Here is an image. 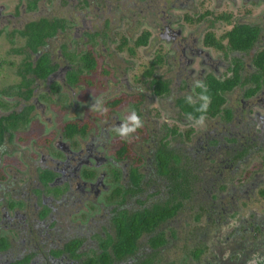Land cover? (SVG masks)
<instances>
[{
  "label": "flooded vegetation",
  "instance_id": "flooded-vegetation-1",
  "mask_svg": "<svg viewBox=\"0 0 264 264\" xmlns=\"http://www.w3.org/2000/svg\"><path fill=\"white\" fill-rule=\"evenodd\" d=\"M50 1L55 0H0V51L2 47H10L4 54L0 52V81L4 77L8 83L12 78L11 84L0 86V264H78L80 260L70 257L64 250L56 256L51 254V249H63L65 243L73 239L81 241L80 252L97 248L100 238L113 234V216L125 217L130 210L145 206L146 199L160 196L161 184L165 183V180H160L161 177L158 183L147 179L148 174L155 171L152 169L154 157L150 154L153 136L158 137L164 129L160 113L165 107L152 92L148 95L137 93V100L131 104L134 114L127 117L130 122L133 117L139 121L142 118L143 136L139 140L150 147L148 151L137 153L142 156L141 172L146 176L144 184H141L142 188L145 187L142 193L132 194L130 191L131 165H137V159L131 164V161L124 162L118 155L111 157L106 154L109 138L121 136L119 132L124 129V120L119 119V115H116V124H110V119H102L104 124L97 123L98 130L102 128V132L88 131L86 135L91 134L86 140L75 137L80 131L69 135L66 126L80 119L77 112L79 103L74 97L76 90L72 87L77 84L66 80V75L72 67L77 68L75 64L78 60H69L63 46L66 49L71 47L67 48L65 43L60 45L62 59L55 56L50 44L33 51L23 34L30 22L51 13ZM10 2H16L15 6H10ZM220 2L223 0H217V3ZM242 5L256 8L250 11L251 24L258 25L260 29L251 50L238 52L244 63L241 73L245 75L256 69L250 53L254 55L264 49V0H241L238 7ZM176 20L163 22L162 33L172 38L174 56H179L176 83L179 86L185 83L183 92L190 94L194 84L208 75L222 77L231 62L206 44L205 38H201L205 35L201 29L191 31L190 38L189 35L183 36L186 27H174ZM78 30L75 26V31ZM200 40L204 47L200 46ZM20 41L22 45L15 46ZM176 41L182 43L181 50L174 44ZM43 54L48 55L49 66H52L45 78L32 71L33 63L35 66ZM28 63L31 68L27 67ZM12 67H15L14 74L10 72L7 78V72ZM14 79L18 82L13 84ZM53 83L59 88L53 89ZM42 84L46 85L45 90L39 88ZM246 89L237 86L231 91V109L223 111V116L189 120L187 124L191 129L192 125H197L196 129L200 127L191 131V139L186 141V146L191 157L204 160L208 167L203 183L212 189L214 185L217 187L219 179L222 185V189L217 188L212 193L207 190L209 198L217 203L208 208L209 213L206 212V219L209 220L207 230L210 231L214 219L217 225L222 223L221 220L230 225L233 220L238 223L239 219L235 227V236L240 237L239 247L228 251L209 245L207 251L212 252L201 254L203 264H225L227 259L233 260L242 255L253 257L258 251L264 254V216H249L248 223L256 222L250 227L246 226L245 220H241L242 205L250 198H257L254 192L262 185L260 182H264V174L260 170L250 171L238 185L224 184L228 170L237 173L247 169L246 165L257 156L262 159L258 168L264 167V114L254 110L264 109V85L255 92ZM251 92L256 94L247 98L240 96V93ZM233 93H239L238 98L234 99ZM147 97L151 102L146 105L144 101ZM152 102L155 103L153 107ZM54 103L59 111H65V118L74 119L68 121L62 130L54 124L50 125L57 116L51 109ZM169 110H164L167 117ZM151 113L153 115L149 117ZM165 116L163 122L168 123L170 118ZM43 127L48 132L54 128L52 134L41 137ZM119 186L122 191L117 196L114 191ZM258 224L261 225L259 229L256 227ZM241 226L244 227L243 232L239 228ZM49 237L54 239L51 243L48 242ZM230 239L231 235H228L224 242L229 243ZM19 241L23 244L16 250Z\"/></svg>",
  "mask_w": 264,
  "mask_h": 264
},
{
  "label": "trees",
  "instance_id": "trees-1",
  "mask_svg": "<svg viewBox=\"0 0 264 264\" xmlns=\"http://www.w3.org/2000/svg\"><path fill=\"white\" fill-rule=\"evenodd\" d=\"M60 1L62 4L80 5L82 8H79L84 10L85 6L90 5L92 1L98 0ZM50 3L52 6L53 1H50ZM134 4L137 5V3L133 2L128 8L129 10L132 8L135 15L143 16L149 11V8L146 11L147 8H142L140 4L134 6ZM143 6L145 5L143 4ZM50 10V14L41 17L38 21L30 22L27 29L23 31V34L27 36V43L33 51H38L42 46L49 45L52 39H59L63 29L66 31V28H68L66 23L71 20V17L54 14L52 7H50ZM245 10L248 13L251 11L248 8ZM209 13L210 11L206 9L195 17L187 16L186 20L191 24L197 23V21H201ZM216 15L217 17L210 21L208 27L203 28L201 31L205 32L208 29L204 35L206 44L215 50L221 51L222 53L220 54H223L231 62V65L228 66V70L222 77L210 74L204 80L196 82L191 88V95L178 94L186 93L183 92L186 84L184 83L182 86H179L172 79L170 67L173 56L170 53H172L174 47H169V51H166L167 44H164L157 35H154L156 24L145 27L140 33L136 32V28L129 33H121L120 41L116 45L117 50L127 52L131 58L139 54V49H145L152 43H156L153 50L154 54L151 56L149 54L146 55L147 63L142 68V76L146 81L145 87L152 92L151 94H155L156 98L158 97L162 100L165 107L162 109L163 117L165 116L164 110L169 108L166 107L167 101L171 100V105L174 104L175 106L169 110L168 117L165 116L166 118H170V121L168 123L163 122L162 127L164 129L161 135H158V137L153 136L154 143H152L153 148L150 154L154 157L152 169L154 168L155 171H151L147 176V179L153 183H158L160 177V180H165V183L162 182L161 184L160 196L157 198L153 197L151 200L146 199L145 206L139 207L137 210H130V213L125 215V217H121L120 215L113 216V234L108 233L106 237L100 238L98 247L91 250L93 254L89 255L87 252L78 251L81 241L77 239L66 242L63 249H51V254L58 256L64 250L63 252L68 253L70 257L76 260L79 259L80 262L78 264H181L180 260L177 263L174 262V258L178 254L185 256L189 260L188 264H192L191 262L194 260L202 259L203 256L201 254L208 250L207 245L199 244L201 239L199 232H202L200 229L201 222L206 213L202 204V202L205 203L203 194L206 192L205 196L209 198L207 190L212 193L217 188L222 189V185L218 179L219 184H217V187L214 185L212 189L207 188L203 183V175L208 171L207 165L203 162L200 163L198 158L191 157L187 153L186 141L191 139V131L193 129L189 127L185 132L180 133L177 132L179 127L172 128L171 123L175 125H187L189 120L199 121L203 117L212 118L222 115L223 111L226 112L231 109L230 96L232 94L231 91L235 87L247 88V91L255 92L264 85V49L256 52L254 55L250 53V58H252L256 69L247 72L245 75L241 73V70H244V63L241 62L238 56V52H249L257 41L256 39L260 35L258 25L237 21L229 30H226L224 34L226 42L223 43L221 40L218 42L219 39L213 31H210V28L215 27V20L217 19L230 20L231 14L223 11ZM109 24L110 20L107 18L105 26ZM182 27L184 25H181ZM89 29L90 27L84 31L82 36L88 37L86 40L89 41L86 42L94 46L97 44L94 38L99 35L100 31L99 33H91ZM75 35L72 37V42L77 43ZM104 35L106 34L104 33ZM63 49L71 62L77 60L83 62L78 67L75 64L77 68L72 67L69 70L71 76H73L69 82L78 84L84 71L90 72L97 66L96 52L92 47L72 50L70 48L66 49L63 46ZM49 60L48 55L43 54L39 56V60L35 66L34 63L33 67L28 63L27 67H32L33 73L45 78L49 71L52 70V66H49L48 63ZM127 62L129 64L127 68H133L134 61L128 59ZM42 68L45 69L41 70ZM163 69L166 70L163 72L161 71ZM103 72L104 75L108 74L109 76L113 73L106 68ZM56 87H58L56 83H53L52 88L57 89ZM176 90L177 92L173 93ZM253 92L240 93V96L247 98L256 94ZM167 97L168 100H166ZM120 101L121 99H113L108 101V105H117ZM182 120L185 121L180 123L179 121ZM79 124L80 121H77L69 123L66 126L69 135L83 130L84 125ZM129 126L137 133V138L143 133L144 125L142 118L140 121L138 118L133 119ZM148 134H150V131ZM127 139V137L121 135L120 141L122 143L116 152L118 157H123L128 151L129 143ZM141 158L140 153H136L137 165H131L132 170L129 178L132 194L142 193L145 190L144 186L142 188L144 184L143 179L146 176L141 172ZM135 162L136 160H134ZM141 179L142 181L140 182ZM121 191L122 187L119 186L114 192L118 196ZM259 192L260 194H264V188ZM194 209H196L195 214L192 213ZM251 213L253 215V212ZM185 219H190L191 225H187V220ZM181 221L185 225L183 229L189 226L190 239L186 240L187 237L184 236L182 238V236L178 235L177 228L180 225L177 223ZM206 221L207 223L209 222L207 219ZM213 222L217 225V220L214 219ZM256 227L259 229L261 225L258 224ZM194 230L196 231L195 233ZM182 240L183 244L181 245ZM191 257L193 258L192 261H190Z\"/></svg>",
  "mask_w": 264,
  "mask_h": 264
},
{
  "label": "rangeland",
  "instance_id": "rangeland-1",
  "mask_svg": "<svg viewBox=\"0 0 264 264\" xmlns=\"http://www.w3.org/2000/svg\"><path fill=\"white\" fill-rule=\"evenodd\" d=\"M157 0H147V1H141V0H98V1H92L90 5L85 6L82 10L79 7L80 5H69V4H62V2H59L55 0L51 6V3L49 2L48 4L50 7H52V10L54 14L59 15H65L66 17H71V20H69L66 24L68 28H66V31H62L60 33L59 39H52L50 41L51 45V51L55 53V56L57 58H64V56L60 52V45L62 43H65L67 47H71L72 50L74 49H81V48H86L92 47V49L96 52L95 54L97 55V66L90 72L84 71L80 77V81L78 82L77 86H72L76 90L75 94V101L79 103V108L77 112H79L78 118L80 120V124L84 125V128L80 133L76 134V138H83V140L91 134L89 133L86 135V132L88 131H94L99 133V130L102 132V128L98 130L97 123L100 125L104 124L102 119L107 118L111 120L110 124H116L117 117L116 115H119V119L122 121L124 120V129L126 131L122 134L119 132V134L127 137L128 139V151L126 154L121 157V159H124V162L131 161V164L134 163V160H136V153L138 151H148L150 147H147L146 144H142L139 138L143 136L141 134L140 137H136L137 133L134 132V130L129 127V124L131 123L127 117H131L134 113V109L132 107V103L137 100L138 96L137 93H151V91L145 87L146 81L142 76V68L144 65L147 63V57L146 55H153V50L155 49L156 43H152L149 47L145 49H139V54L131 58L127 52H121L117 50L116 45L119 43L120 38H121V33H129L135 28L137 29V33H140L142 29H144L147 26L156 24V28L154 31V35H157L160 41H162L164 44H167V49L166 51H169V47H172V43L170 40V36L168 37L167 35L164 36L163 29V22L166 23L167 21H172L173 19H177L178 21H175L173 23V26L176 28H181V25H184L185 30L183 33L184 35H189L191 31L196 30L201 28V30L205 27H208L210 24V21L215 19L217 17L216 14L221 13L225 11L226 13L229 12L231 14V19L226 20V19H217L215 20V27L210 28V31H213L214 34L217 36L218 42H226V38L224 34L226 33V30H229L234 23L237 21H242V22H248L252 23V18L250 16V13L246 11L245 9L248 8L250 10L256 9L252 6H246L242 5L239 6L241 0H236L235 2L228 1V0H223V2L217 3V0H158L157 2H154ZM6 2V1H5ZM133 2L137 3V5L140 4V6L143 8H147L146 11L149 8V11L146 12L145 15L139 16L135 15L134 10L131 8L129 10V5L132 4ZM7 3V2H6ZM10 6H15L16 2H10ZM143 4L145 6H143ZM134 4V6H137ZM236 5V6H235ZM78 6V7H77ZM83 6V5H82ZM82 8V7H81ZM206 9L210 11L208 15H206L205 18H203L201 21H197V23H189L186 20L187 16H197L198 14L204 12ZM259 9V7L257 8ZM165 10V12L163 11ZM254 16L256 15L255 12ZM109 18L110 24L108 26H105V21L106 19ZM75 26H78L79 30L78 32L75 31ZM90 27L91 33H99L94 40L97 41V44L92 46L89 44V40H86V36H82L85 30ZM208 30V29H207ZM204 34L206 33V31ZM76 32V42H72V37L74 36V33ZM104 33L106 35H104ZM162 33V34H161ZM128 35V34H127ZM82 36V38H81ZM193 36V35H192ZM204 36L201 38L203 39ZM81 38V39H80ZM190 38V35H189ZM85 43V44H84ZM177 47L181 50L182 48V43L176 41L174 43ZM20 47L22 45L21 41L17 42L15 46ZM200 46H202V40H200ZM207 47V46H205ZM10 49L9 46L7 47H2V50L0 51L1 54H4L7 49ZM65 48V47H64ZM210 48V47H208ZM211 49V48H210ZM71 50V51H72ZM216 54L222 53L221 51H214ZM180 53V52H179ZM173 58H172V64H171V71L173 73L172 79L176 83V77H175V71L178 69V55L175 57L174 52L170 53ZM215 54V55H216ZM13 59V56H11ZM21 60V58H19ZM128 59H131L134 61V66L133 68H127L129 67L128 64ZM82 64V61H78V65ZM15 67L10 68L7 78L10 77V72H13L14 74V69ZM109 69L113 73H111V76L104 75V69ZM163 69L161 71L164 72ZM74 73V72H72ZM159 73V72H158ZM170 73V70H169ZM12 77V76H11ZM70 78H73L71 76V72H69L66 75V80L71 81ZM12 78L9 79L8 81L11 82ZM16 79L12 82L13 84L18 82V80L15 82ZM122 80V81H120ZM6 83L4 80V77L0 81V86L2 85H7L11 83ZM58 86V85H57ZM39 88H42L45 90L47 87L45 84H42ZM59 86L57 87V89ZM174 91L173 93H176ZM71 95L73 93H70ZM180 94H185L186 93H178ZM239 93H233V98L236 99L238 98ZM73 97V98H74ZM113 99H121V101L117 105H108V101H111ZM143 99V96H142ZM147 101H144V104H148V102H151L150 99L148 100V97L145 98ZM63 100V99H61ZM168 100V97L166 98ZM171 100L167 101V106L169 109L172 107H175L174 104L171 105ZM155 105L154 102H152L151 106L153 107ZM56 114V118L52 123H50L51 127L54 124L58 130H62L61 128L64 127V125L68 121H73L74 119H69L64 117V110L59 111V107L54 103L51 108ZM177 109V107H176ZM254 110H258L261 113L264 114V109L259 110L258 108H255ZM155 112V110H154ZM156 113V112H155ZM158 113H156L157 115ZM153 114L151 113L149 117H151ZM160 122L163 124V113H160ZM185 120L179 121L184 122ZM77 122V120H76ZM102 122V124L100 123ZM79 124V125H80ZM102 127V126H101ZM171 127L173 128H178L177 132L183 133L186 131L187 128L191 126L187 125H175L174 123H171ZM197 125H192L193 131H197L200 127L196 129ZM203 127V125L201 126ZM44 128V127H43ZM53 129L50 130L49 132L46 131L47 129L44 128L43 133L41 134V137L44 135L50 136L53 132ZM106 129V127H105ZM105 135V133H104ZM103 135V136H104ZM120 135L118 136H112L109 138V143L107 142L106 144V154L109 156H115L117 155V149L119 145L122 143L120 141ZM82 140V141H83ZM194 157V156H193ZM204 160H201L203 162ZM260 165H262V159L260 156H257L251 160V162L246 165L247 169H242L240 172L234 173L230 170L226 172V177L224 179L226 182H224L225 185H231L233 183L239 184L240 180H243L247 177L249 172L254 173L257 170H260L261 173L264 174V167L258 168ZM264 165V164H263ZM110 167L111 164H108ZM105 166L102 168L104 169ZM234 173V174H233ZM233 176V177H232ZM209 177H212L209 176ZM228 177V178H227ZM263 177V176H261ZM208 180V179H207ZM262 185H259L258 189L255 190V196L257 195V198L255 197L250 198L245 202L244 205H242V218L241 220H245L246 226H254L255 223H248L247 219L249 218L251 214V218L254 216L256 217H261L264 216V194H260L259 190L264 188V182H260ZM219 184V183H217ZM206 192L203 194L205 198V203L202 202L204 206V211L208 212V208L212 207L214 204H217L216 202H213L210 198L206 197ZM248 196V195H247ZM224 200V199H223ZM225 201V200H224ZM229 199H227L228 202ZM195 210V211H194ZM192 213H196V209H194ZM253 212V215L252 213ZM206 213L203 216V220L201 222V230L202 232H199L200 241L199 244H205L207 246L209 245H215V247H221L224 249H227L228 251H232L235 248L239 247V236H235L237 225L239 224V219L238 223L236 220H233L230 225H225L224 221L220 225H212L210 227V231L207 230V221H206ZM99 218L100 215H99ZM97 220V219H96ZM187 220V225H190V219H185ZM204 223V224H203ZM237 223V224H236ZM180 225L178 229V235L182 236V238L185 236L187 239H190V228L187 226L186 229H183L182 221L177 223ZM195 224V222H193ZM200 225V224H199ZM195 226V225H194ZM177 227V226H176ZM241 231L243 232L244 227H239ZM249 231V230H248ZM196 231L194 230V233ZM231 235V239L229 243H225L224 239H227V236ZM51 243V240H54L52 237L48 238ZM22 242L19 241L16 243L15 249L17 247L22 246ZM183 244V240L181 242V245ZM209 248V247H207ZM264 249V248H263ZM207 252H212V251H207ZM260 251L257 252V254L253 257H248L245 258L242 256H239L236 259L229 260L225 262V264H264V254H259ZM89 255L93 254L92 251L87 252ZM224 255V253H223ZM226 255H228L226 253ZM261 255V256H260ZM180 260L181 264H188L189 260L183 256L179 255L174 258V262L177 263ZM193 258H190V261H192ZM223 260V258H222ZM224 261V260H223ZM192 264H203V258L199 260H194L191 262ZM165 264V263H164Z\"/></svg>",
  "mask_w": 264,
  "mask_h": 264
},
{
  "label": "clouds",
  "instance_id": "clouds-1",
  "mask_svg": "<svg viewBox=\"0 0 264 264\" xmlns=\"http://www.w3.org/2000/svg\"><path fill=\"white\" fill-rule=\"evenodd\" d=\"M135 119V117H133ZM126 131V129H121V133L123 134Z\"/></svg>",
  "mask_w": 264,
  "mask_h": 264
}]
</instances>
